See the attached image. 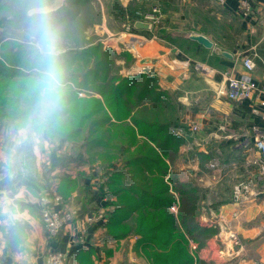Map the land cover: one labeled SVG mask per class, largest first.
<instances>
[{
    "label": "crops",
    "instance_id": "0c3cea01",
    "mask_svg": "<svg viewBox=\"0 0 264 264\" xmlns=\"http://www.w3.org/2000/svg\"><path fill=\"white\" fill-rule=\"evenodd\" d=\"M67 1L77 9L74 20L85 11H93L92 18L98 17L84 31L85 44L79 45H95L97 41L91 36L102 37L100 44L134 58L136 74H123V78L141 77L148 70L156 85L153 99H158L149 105L152 112L138 118L143 125H133L130 119L126 121L129 124L106 125V142L111 139V144L119 145V134L114 130L128 128L133 132V150L150 147L160 158L141 160L148 156L142 148L137 152L139 158H91V153L107 151L92 148L90 152L80 147L82 143L79 146L76 140L55 133H47L39 145L17 148L9 135L8 125L13 124H0V264H45L53 251L63 253L68 264H155L140 235H124V227L135 225L141 205L136 194L124 190L123 180L134 171L138 186L150 184V177H158L160 163L165 164V182L177 199V211H170L177 215L180 207L175 183L171 182L175 178L202 191L196 221L200 228L216 231L199 238L202 246L198 250H193L197 243L189 239L188 254L193 264H264V175L248 160L250 155H258L255 140L264 132V0H227L224 5L215 0L63 2ZM155 4L163 12L155 37L149 30L128 29L135 23L136 13ZM221 14L233 20L237 32ZM212 23L228 38L214 34L215 38L210 32ZM98 25L102 34L95 32ZM192 35L207 37L214 47L205 48L193 41ZM220 51L231 54L232 59L221 56ZM246 56L256 62L252 78L257 81V90L250 100L231 101L220 93L226 89L225 75L249 78L242 65ZM209 82L219 84L220 90ZM134 95L136 99L139 93ZM82 97H87L86 93ZM93 97L101 98L98 94ZM168 124L187 130L189 125L198 124L202 130L191 132L194 136L188 130L184 137L170 140L155 130ZM151 125L154 129L145 128ZM110 130L113 133L109 134ZM143 130L155 135L143 136ZM158 143L166 153H161ZM214 161L218 162L216 169L210 167ZM240 183L250 184V188L241 202L234 203V187ZM53 194L62 197L66 208L82 215L96 213L97 222L75 220L56 242H51L42 221L40 198ZM55 208L60 210L61 206ZM9 211L16 217L14 222L7 219ZM234 233L241 238L242 247L230 241ZM209 256L212 262L207 261Z\"/></svg>",
    "mask_w": 264,
    "mask_h": 264
},
{
    "label": "trees",
    "instance_id": "16d2710c",
    "mask_svg": "<svg viewBox=\"0 0 264 264\" xmlns=\"http://www.w3.org/2000/svg\"><path fill=\"white\" fill-rule=\"evenodd\" d=\"M6 1L13 5L20 0ZM6 1L0 2V13L11 12V6H8ZM51 2L55 3L57 1L51 0ZM3 3H6L7 6ZM76 13L77 11H75ZM75 14L67 18L69 23L63 24L64 39L71 40L72 37H75L79 39L78 42L82 41L85 44L84 31L98 17L93 20V11H85L81 18L74 20ZM134 18L137 19L136 14ZM79 48L81 47L64 52V63L69 82L67 106L62 120L48 133H55L68 140H76L78 144L82 143L80 147L91 149L90 152L93 149L107 151L98 155L91 153V158L95 156L99 158H117V156L124 155H128L129 158H139L137 152L141 148L142 151L147 150L148 155L142 157L141 160H145L144 158L148 160V158L153 157L160 158L158 152L150 147L145 146V148L143 146L140 149L133 150V145H131L133 132L128 128L114 130V134H119L117 138L120 140L119 145H116V143L111 144V139L109 143L105 140L107 136L106 125L113 127L117 123L129 124L126 121L130 119L131 124L140 126L142 121L138 118L141 115L148 116L149 112H152L149 105L155 104V100L158 98L153 99L156 85L151 82L149 75H142L141 77L128 76L125 78L113 76L110 72V62L104 60V57H109V51L103 50L102 44ZM124 54L130 56L131 59L133 58L127 52H124ZM12 60L11 57H8L7 61H0V124H14L18 119L21 113V101L25 85L32 78V64L29 58L24 60L26 65L17 66L18 68H13L15 66L12 67L9 64ZM132 60L134 61V58ZM143 80L144 82L140 83ZM80 92L86 93L87 97H81ZM135 92L139 93L136 99H134ZM93 94H98L101 98H95ZM128 101L131 103L129 104ZM5 119H7L6 122H4ZM172 119L174 125L178 126L176 118ZM145 128L152 130L154 125ZM155 130L159 135L165 136L166 139H176L169 124L157 126ZM108 133L113 132L110 130ZM141 134L152 137L155 132L150 133V131L143 130ZM157 146L161 153L167 152L161 143H158ZM132 161L133 159H131ZM131 165V163H128L127 166ZM136 172L138 173V171ZM157 173L158 177H150V184L145 183L142 187L134 181V171L125 175L123 180L126 181L124 190L134 193L133 195L136 194L135 196L140 201L141 207L137 209L138 215L135 219V225L123 228L124 235L130 232H136L140 235L142 237L141 243L145 244L144 248L148 257L155 264H193V259L188 254L189 239L194 240L200 248L202 246L199 240L200 237L206 235L207 238L216 233L215 230L210 231L200 228L196 221L199 213L198 201L201 198L202 191L191 184L181 183L175 178H171V182L175 183L174 190L178 193L180 201V207L176 215L170 211L171 206L177 202V199L172 195L167 182H165L167 175L165 164L160 163L158 165ZM142 182H144L143 179Z\"/></svg>",
    "mask_w": 264,
    "mask_h": 264
},
{
    "label": "clouds",
    "instance_id": "9594fccd",
    "mask_svg": "<svg viewBox=\"0 0 264 264\" xmlns=\"http://www.w3.org/2000/svg\"><path fill=\"white\" fill-rule=\"evenodd\" d=\"M20 24L32 64L21 113L9 129L17 148L36 146L63 118L69 82L64 63V25L51 0H25ZM9 222L16 217L9 211Z\"/></svg>",
    "mask_w": 264,
    "mask_h": 264
},
{
    "label": "built area",
    "instance_id": "2783aa9c",
    "mask_svg": "<svg viewBox=\"0 0 264 264\" xmlns=\"http://www.w3.org/2000/svg\"><path fill=\"white\" fill-rule=\"evenodd\" d=\"M227 0H215L216 3L224 5ZM163 12L159 6H154L148 12H138L136 21H143L151 24V32L155 37L153 32L162 22ZM130 30V27H128ZM264 64V62H263ZM242 65L245 70L249 74V78H235L231 75L226 74V89L221 91V95L226 97L227 99L235 102H244L252 99L254 91L257 90V81L252 78V73L256 70V62L254 58L250 56H246L242 60ZM264 89V84H263ZM83 95V94H80ZM264 106V102L261 103ZM188 130L192 133L201 132L202 128L198 124L189 125ZM171 132L177 137H184L187 132L186 127H175L171 128ZM245 150L247 147L244 148ZM255 149L257 152V156L250 155L249 164L253 166H257L259 168L260 175H264V132L260 133L255 140ZM218 166V162L214 161L210 164L212 169H216ZM250 184L240 183L234 187L233 193V202L239 203L241 202L245 194L249 191ZM41 204V215L42 221L44 223L47 237L51 242H56L62 230L66 228V226L72 223L75 220H83L87 224H94L97 222L98 215L94 213L92 216L82 215L77 211L71 210L63 206V199L61 196L57 194L53 195H44L40 198ZM61 206L60 210H57L55 207ZM171 211H177V205L174 204L171 206ZM230 241H232L233 245L242 247L241 238L237 234H231ZM197 246H193L195 249ZM66 256L59 252L53 251L50 252L46 259L45 264H68L66 262Z\"/></svg>",
    "mask_w": 264,
    "mask_h": 264
},
{
    "label": "rangeland",
    "instance_id": "374dc122",
    "mask_svg": "<svg viewBox=\"0 0 264 264\" xmlns=\"http://www.w3.org/2000/svg\"><path fill=\"white\" fill-rule=\"evenodd\" d=\"M4 1H6V0H0V2H4ZM63 1L64 0H58L54 4L57 6V9H58L62 23L66 24V23H69L68 22L69 20H67V18L74 16L75 11L77 9L75 6L70 7L71 1H67L68 4H65V2H63ZM6 3L8 4V6H11V9H10L11 12H1L0 13V61L1 60L7 61L8 57H11L13 60L9 64H11L12 67L15 66L13 68H18L17 66L26 65L24 60L29 58L27 47L25 44V37H24L22 27L20 24L21 14H22V10L24 7L25 0H20L19 2H15L13 5L8 3L7 1H6ZM6 3H3V4H5V6H7ZM62 5H64V6H62ZM155 6H158V4H155ZM153 7H154V5H153ZM152 8H150L149 10H151ZM214 9L217 10L216 6L214 7ZM149 10L142 11V13L148 12ZM12 12H14V13H12ZM136 16H137V13H136ZM221 18L224 22L228 23L232 29L235 28L234 30H236V32H237V29H236L237 27L230 17H228L224 14H221ZM92 19L95 20L97 18H92ZM118 21L121 22V20H118ZM212 25H213V29H211L212 31H210V32L212 33L213 36L215 34L216 36H219V37L228 38L225 35V33L219 27L214 26L213 23H212ZM99 27H100V25L95 27L96 34L100 33ZM129 27H130V30L134 29L135 28L134 23L130 24ZM156 29H154L153 32L156 33ZM201 31H208L209 32V30H205V29H201ZM149 32H151V29L149 30ZM100 34H102V33H100ZM157 34H158V30H157ZM216 36H214V37L217 38ZM98 37L99 36H97V37L91 36V40L92 41L95 40V41H97L96 44H99L100 40H102V37H101V39ZM78 40L79 39H77L75 37H72L71 40H68V39L65 40L64 39L65 51L69 50V49L76 50L74 48H77V47L83 48L84 46H88V45H83V46L79 45L78 43H82V41L78 42ZM7 42H8V44H6ZM102 46H103V50L109 51L108 52L109 57L108 58L104 57V60H105V62H110L111 75L121 76L123 74L135 73L134 69L136 67L135 66L133 67V64H134V61L132 60L133 58L131 59L130 56L125 55L123 50L120 51V53H118L117 50H112L111 48H108L105 45H102ZM131 50H132V48H131ZM127 67H129V68H127ZM142 74L146 76V75H150V72L147 70V71L143 72ZM129 76H132V75H129ZM143 82H144V80L141 81L140 83H143ZM80 94H83V95H80ZM79 95L82 97L85 95V93L80 92ZM15 108H16V106H15ZM8 127L10 129L11 125H8ZM194 134H196V133H194ZM190 135H191V132H190ZM191 136H194V135H191ZM80 144H78V145L80 146ZM174 155L175 154H173V156ZM88 157H89L88 155L84 156V158H88ZM188 178H191V177H185V179H188ZM197 182H200V181L197 179ZM195 245L197 246V244H195ZM195 245H193V246H195ZM193 250H198V246L195 249L193 248ZM207 261L212 262L213 260L209 256Z\"/></svg>",
    "mask_w": 264,
    "mask_h": 264
},
{
    "label": "water",
    "instance_id": "95a60500",
    "mask_svg": "<svg viewBox=\"0 0 264 264\" xmlns=\"http://www.w3.org/2000/svg\"><path fill=\"white\" fill-rule=\"evenodd\" d=\"M134 27L136 29H143V30H150L152 28L151 24L145 23V22H142V21H135ZM191 39L193 41L198 42L199 44H201L202 46H204L207 49H212L214 47L213 42H211L207 37H205L203 35H192ZM220 54L223 57H226L228 59H232V55L227 53V52L220 51ZM209 84H211L215 88V90H217V91L220 90L219 84H216V83H213V82H209Z\"/></svg>",
    "mask_w": 264,
    "mask_h": 264
}]
</instances>
